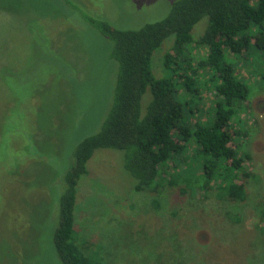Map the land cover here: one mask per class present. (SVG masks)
<instances>
[{
    "label": "rangeland",
    "instance_id": "rangeland-1",
    "mask_svg": "<svg viewBox=\"0 0 264 264\" xmlns=\"http://www.w3.org/2000/svg\"><path fill=\"white\" fill-rule=\"evenodd\" d=\"M174 1H81L87 10L73 0H0V264H59L52 246L56 170L68 165L75 140L99 125L116 78L111 41L87 12L139 28L163 18ZM207 25L205 16L192 34ZM172 38L153 54L156 76L167 72ZM239 59V75L252 88L250 109L234 122L242 132L231 142L250 154L245 199L183 189L180 180L135 191L124 151L97 148L78 186L76 221L97 264H264V64L257 53ZM203 95L209 104L213 95ZM151 98L148 88L142 112ZM194 165L170 161L164 171L197 174Z\"/></svg>",
    "mask_w": 264,
    "mask_h": 264
},
{
    "label": "trees",
    "instance_id": "trees-1",
    "mask_svg": "<svg viewBox=\"0 0 264 264\" xmlns=\"http://www.w3.org/2000/svg\"><path fill=\"white\" fill-rule=\"evenodd\" d=\"M73 1L91 9L83 0ZM205 16L208 25L195 37L194 25ZM85 19L111 41L116 78L99 125L75 140L68 165L56 170L52 246L59 264L98 263L76 228L78 186L89 174L87 162L97 148L124 151V168L135 178V191H158L165 182L180 180L183 189L245 199L242 178L250 174L244 167L250 154L231 142L242 132L234 122L242 108L250 109L252 88L237 65L239 57L256 53L264 64V0H175L163 18L139 28L115 26L89 12ZM170 35L163 60L167 72L156 76L153 54ZM196 48L206 51L195 56ZM65 74L70 78L78 71ZM148 88L152 98L142 112ZM204 92L213 95L209 104ZM170 161H194L200 172L166 173ZM261 216L264 220V206Z\"/></svg>",
    "mask_w": 264,
    "mask_h": 264
}]
</instances>
